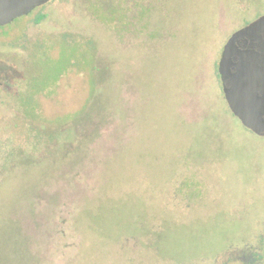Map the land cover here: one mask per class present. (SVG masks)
<instances>
[{
  "label": "rangeland",
  "instance_id": "1",
  "mask_svg": "<svg viewBox=\"0 0 264 264\" xmlns=\"http://www.w3.org/2000/svg\"><path fill=\"white\" fill-rule=\"evenodd\" d=\"M263 13L47 0L0 26V264H264V137L218 73Z\"/></svg>",
  "mask_w": 264,
  "mask_h": 264
},
{
  "label": "water",
  "instance_id": "2",
  "mask_svg": "<svg viewBox=\"0 0 264 264\" xmlns=\"http://www.w3.org/2000/svg\"><path fill=\"white\" fill-rule=\"evenodd\" d=\"M47 0H0V26ZM218 73L228 108L251 132L264 137V14L225 41Z\"/></svg>",
  "mask_w": 264,
  "mask_h": 264
},
{
  "label": "flooded vegetation",
  "instance_id": "3",
  "mask_svg": "<svg viewBox=\"0 0 264 264\" xmlns=\"http://www.w3.org/2000/svg\"><path fill=\"white\" fill-rule=\"evenodd\" d=\"M264 14V13H263ZM262 14V15H263ZM43 17V16H42ZM40 18L41 17H39L38 18V20L36 21V22H38L39 20H40ZM256 19V18H255ZM5 26H7V25H5ZM11 29H19V31L23 34V36L25 37L26 36V34H25V32H24V26H22V25H17V26H13V27H11ZM5 40H9V35L7 34V35H2L1 33H0V43H4V42H6ZM6 43H8V42H6ZM9 43H12V41L11 42H9ZM1 75H2V72H0V77H1ZM5 83H6V81H3V80H1L0 79V87H2V86H4L5 85ZM2 90H5V92H10L11 90H9V89H2ZM1 97V96H0ZM3 106V107H2ZM2 108H4V105L2 104V101L0 100V110H2ZM8 107L7 106H5V109H7ZM263 249H264V240H263ZM253 252H251L250 254H249V257L247 258V260L246 261H244V264H257V261H256V258L254 257V254H252ZM263 255H264V251H263Z\"/></svg>",
  "mask_w": 264,
  "mask_h": 264
}]
</instances>
